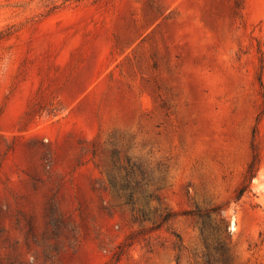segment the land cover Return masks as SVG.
Listing matches in <instances>:
<instances>
[{
  "label": "rangeland",
  "instance_id": "obj_1",
  "mask_svg": "<svg viewBox=\"0 0 264 264\" xmlns=\"http://www.w3.org/2000/svg\"><path fill=\"white\" fill-rule=\"evenodd\" d=\"M263 100L264 0H0V264H264Z\"/></svg>",
  "mask_w": 264,
  "mask_h": 264
},
{
  "label": "trees",
  "instance_id": "obj_2",
  "mask_svg": "<svg viewBox=\"0 0 264 264\" xmlns=\"http://www.w3.org/2000/svg\"><path fill=\"white\" fill-rule=\"evenodd\" d=\"M262 103L264 105V100L262 101ZM261 112H264V108L262 109ZM255 163H256V158H253V160L248 165L247 173L243 185L239 188V190L236 193V198H239L248 189V186L250 185L251 182V178L255 174L254 172ZM207 262H209V264L212 262L209 257H207Z\"/></svg>",
  "mask_w": 264,
  "mask_h": 264
}]
</instances>
